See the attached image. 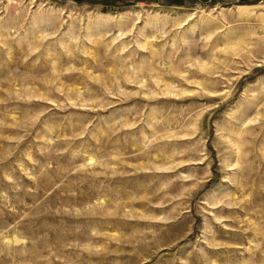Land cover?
Wrapping results in <instances>:
<instances>
[{
    "label": "rangeland",
    "instance_id": "374dc122",
    "mask_svg": "<svg viewBox=\"0 0 264 264\" xmlns=\"http://www.w3.org/2000/svg\"><path fill=\"white\" fill-rule=\"evenodd\" d=\"M0 264H264V0H0Z\"/></svg>",
    "mask_w": 264,
    "mask_h": 264
}]
</instances>
